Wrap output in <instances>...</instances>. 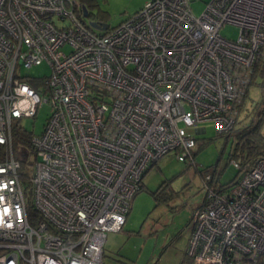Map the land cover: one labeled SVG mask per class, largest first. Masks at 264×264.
<instances>
[{
	"label": "built area",
	"instance_id": "2783aa9c",
	"mask_svg": "<svg viewBox=\"0 0 264 264\" xmlns=\"http://www.w3.org/2000/svg\"><path fill=\"white\" fill-rule=\"evenodd\" d=\"M192 1L147 0L96 32L78 0H0V264H102L150 164L191 158L202 122L233 128L264 60V0H207L199 15ZM41 62L48 76L20 73ZM44 103L33 151L14 150L13 125ZM229 162L232 183L203 176L188 264H264V156Z\"/></svg>",
	"mask_w": 264,
	"mask_h": 264
},
{
	"label": "rangeland",
	"instance_id": "374dc122",
	"mask_svg": "<svg viewBox=\"0 0 264 264\" xmlns=\"http://www.w3.org/2000/svg\"><path fill=\"white\" fill-rule=\"evenodd\" d=\"M87 6L90 17L85 22L99 20L112 28L137 12L147 0H78ZM207 0L190 3L199 15ZM102 32L105 30H96ZM219 33L235 39L238 27L224 24ZM20 73L35 77L48 76L49 65L41 62L21 67ZM264 75L258 72L245 98L242 97L235 119V129L259 122L264 137ZM47 103L40 106L34 118H22L19 125L40 134L50 116ZM261 112V113H260ZM203 133L195 134L192 157L178 160L170 150L151 164L142 177V187L131 199L122 227L106 234L103 264H188L189 238L192 233V215L205 199L203 176L218 171L217 186L236 177V168L229 162V150L235 142V129L229 135L217 131L212 121L198 124Z\"/></svg>",
	"mask_w": 264,
	"mask_h": 264
},
{
	"label": "trees",
	"instance_id": "16d2710c",
	"mask_svg": "<svg viewBox=\"0 0 264 264\" xmlns=\"http://www.w3.org/2000/svg\"><path fill=\"white\" fill-rule=\"evenodd\" d=\"M90 15H91V13H89V11H88V17H90ZM80 18L85 22L84 17H80ZM93 21H95V18ZM97 21H99V20H97ZM257 72L260 75H264V60H258L255 63V66L253 67V71L251 74L250 82H249L248 86L246 87L243 98H245V96L248 92L249 86L252 83H254L255 75ZM30 83L32 85L35 84L32 81H30ZM261 112H264V111H261ZM260 122H262V119H260L259 122H257V124L256 123L255 124L254 123L248 124L244 128H240V129H235V127L233 126V128L229 132L221 133V134H224L226 136V135L231 134L233 132V130L235 129L234 130L235 131V142H234L233 146L231 147V149L229 150V153H228L229 160L233 159V160L237 161L238 163H240L241 166L245 167L247 165L252 164L260 156H264V137H262L260 134V126H261ZM29 134H30V131L23 128L18 123H15L13 125V127H12V136H13L12 145H13L14 150L17 151L20 147H26L28 149V151H30V152L33 151L32 147L30 145V141H29V138H30ZM155 162H153V163H155ZM212 173H214V172H212ZM233 180H230L227 184L232 183Z\"/></svg>",
	"mask_w": 264,
	"mask_h": 264
},
{
	"label": "water",
	"instance_id": "95a60500",
	"mask_svg": "<svg viewBox=\"0 0 264 264\" xmlns=\"http://www.w3.org/2000/svg\"><path fill=\"white\" fill-rule=\"evenodd\" d=\"M82 14L85 18L88 17V9L84 4H82ZM88 24L92 28H94L96 30H100V31L104 30L107 27V24L102 22V21H88ZM199 129H201V130H196L197 133H203L204 132V129L202 127Z\"/></svg>",
	"mask_w": 264,
	"mask_h": 264
},
{
	"label": "crops",
	"instance_id": "0c3cea01",
	"mask_svg": "<svg viewBox=\"0 0 264 264\" xmlns=\"http://www.w3.org/2000/svg\"><path fill=\"white\" fill-rule=\"evenodd\" d=\"M106 251H105V249H104V245H103V256H104V253H105ZM103 264V263H102Z\"/></svg>",
	"mask_w": 264,
	"mask_h": 264
},
{
	"label": "flooded vegetation",
	"instance_id": "af4514ba",
	"mask_svg": "<svg viewBox=\"0 0 264 264\" xmlns=\"http://www.w3.org/2000/svg\"><path fill=\"white\" fill-rule=\"evenodd\" d=\"M94 20V19H93Z\"/></svg>",
	"mask_w": 264,
	"mask_h": 264
}]
</instances>
